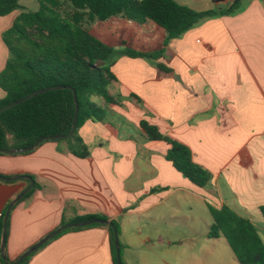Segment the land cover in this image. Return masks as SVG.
I'll return each instance as SVG.
<instances>
[{"label":"crops","instance_id":"1","mask_svg":"<svg viewBox=\"0 0 264 264\" xmlns=\"http://www.w3.org/2000/svg\"><path fill=\"white\" fill-rule=\"evenodd\" d=\"M176 1L204 11L227 0ZM109 20L119 26L116 42L95 36L98 22L90 32L120 52L165 49L157 62L166 70L154 60L118 55L110 92L119 104L99 100L107 107L106 119L89 121L79 131L90 157L77 158L66 142L54 140L31 152L0 154V175H28L39 185L10 212L8 262L60 227L64 216L105 215L120 226L124 264H239L222 255L225 238L209 237L213 219L204 210L227 205L256 227L264 222V0H244L237 13L203 21L167 46L166 30L151 20ZM0 49L1 73L9 51L5 43ZM142 120L188 146L194 161L213 174L211 183L198 188L177 171L167 160L170 145L150 141ZM29 184L0 181V220ZM190 231L198 235L190 237ZM185 244L203 258L181 254ZM28 264H114L110 232H68Z\"/></svg>","mask_w":264,"mask_h":264},{"label":"trees","instance_id":"2","mask_svg":"<svg viewBox=\"0 0 264 264\" xmlns=\"http://www.w3.org/2000/svg\"><path fill=\"white\" fill-rule=\"evenodd\" d=\"M22 1L0 0V17L24 9ZM38 1V11H22L2 35L9 58L0 73V88L5 92V97L0 99V109L38 91L61 88L48 90L0 114V149L27 148L41 138L68 135L76 115L75 91L79 103L77 127L70 138L54 141L66 142L69 152L80 159L91 155L90 146L81 137L80 129L89 121L102 122L107 117V107L99 100L106 104H119V99L110 92V86L116 80L112 68L118 55L154 60L160 69L166 70L162 63L157 62L165 49L147 53L131 48L117 51L90 32L95 22H105L113 17H123L139 24L151 20L166 30L164 46H167L171 40L182 37L203 21L237 13L244 3V0H233L226 9L197 11L176 0ZM99 61L103 64L98 65ZM140 127L150 141H164L170 145L167 160L193 185L206 188L211 183L213 174L194 161L188 146L165 135L159 127L146 120L141 121ZM38 187L35 183L23 199L30 197ZM208 208L213 219L209 237L225 238L239 264H264V241L254 222L227 205L217 208L208 204ZM260 212L264 218V205ZM6 213L7 210L0 220V235L4 232ZM93 219L109 220L105 215L71 219L64 216L60 226ZM112 223L120 234L119 224L115 220ZM93 227L108 228L113 263L119 264L113 229L104 224L69 228L19 264H28L40 249L62 235ZM6 230H9V221ZM0 263L6 264L1 250Z\"/></svg>","mask_w":264,"mask_h":264},{"label":"water","instance_id":"3","mask_svg":"<svg viewBox=\"0 0 264 264\" xmlns=\"http://www.w3.org/2000/svg\"><path fill=\"white\" fill-rule=\"evenodd\" d=\"M103 62L99 61L98 65H102ZM61 87H51L48 89H44L41 91H38L28 97H25L23 99H20L16 102H13L5 107H3L2 109H0V114H2L3 112H5L6 110L21 104L31 98H33L34 96H37L41 93H44L48 90H55ZM74 91V89H73ZM75 94V100H76V115H75V120H74V124L72 127L71 132L68 135H62V136H55V137H45V138H41L39 141H37L33 146L31 147H27V148H21V149H0V153H6V154H16V153H27V152H31L34 151L38 146H40L43 142L45 141H49V140H58V139H63V138H70L73 134L74 131L77 127V123H78V115H79V103H78V98H77V94L74 91ZM17 180H29L30 184L29 186L16 198L12 201V203L10 204L8 211L6 213V216L4 218V233H3V237H2V242H1V253L3 256V259L5 261L6 264H19L22 260H24L25 258H27L29 255H31L32 253H34L35 251H37L42 245H44L46 242H48L50 239H52L54 236L58 235L59 233L69 229V228H76V227H83V226H88L91 224H104L107 226L112 227L113 229V233H114V238H115V246H116V251H117V260L119 264H123L122 261V256H121V244H120V235L118 232L117 227L112 223V221L110 220H104V219H93L90 221H86V222H80V223H68L66 225L60 226L57 229H55L54 231L50 232L49 234H47L45 237H43L40 241H38L34 246H32L30 249H28L25 253H23L14 263H9L8 262V258L6 255V240H7V230H6V226H7V222H8V217L10 215V212L13 208V206L20 201L21 199H23L24 196H26L30 190L33 188L34 186V179L31 176L28 175H20V176H15V177H6L3 175H0V181L3 182H14Z\"/></svg>","mask_w":264,"mask_h":264},{"label":"rangeland","instance_id":"4","mask_svg":"<svg viewBox=\"0 0 264 264\" xmlns=\"http://www.w3.org/2000/svg\"><path fill=\"white\" fill-rule=\"evenodd\" d=\"M233 0H227V1H220L218 3H212V8L214 9H226L228 8L231 4H232ZM21 4L23 5L24 9H20L18 11H15L14 13L8 15V16H4V17H0V46H3V39H2V32L3 30H6V28L8 26H10L12 24V21L14 20V18L21 13L22 11H38L39 10V1L38 0H23L21 2ZM94 30L93 32H95V36H102L103 35H107L111 38H113L115 41H111L116 42V34L117 33V28L119 27L118 25H115L114 23H112L110 20L106 21V22H98L94 25ZM92 32V31H91ZM115 44V43H114ZM117 51H119V49H116ZM1 52V49H0ZM204 212L206 213V217H209L210 219H212L211 213H209L207 210H204ZM262 216H260L261 218ZM257 229L258 232L260 234V236L262 237L263 241H264V222L259 220L257 221ZM189 236L191 237L192 235H198L197 233H195L194 231H190ZM200 234H202V231H199V236ZM201 237V236H200ZM224 241H226L224 239ZM223 245L225 247V252L222 253L223 256L225 257H229L231 260L232 258H235V255L232 251V249L230 248L229 244H227V242H223ZM178 251L183 254L184 256L187 255H192V253H197L200 257V259L203 258V254L200 253L197 249H192L191 245L185 244L182 245ZM176 254V250H173L171 252V257L175 256ZM219 254V253H217Z\"/></svg>","mask_w":264,"mask_h":264}]
</instances>
